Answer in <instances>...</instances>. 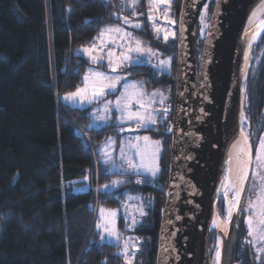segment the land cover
Listing matches in <instances>:
<instances>
[{"label": "trees", "instance_id": "obj_1", "mask_svg": "<svg viewBox=\"0 0 264 264\" xmlns=\"http://www.w3.org/2000/svg\"><path fill=\"white\" fill-rule=\"evenodd\" d=\"M216 0H209L212 12ZM183 0H172L171 18L178 20ZM137 11H147L141 0ZM131 16L119 0H0V264H124L119 247L101 241L98 208H117L125 194L149 193L152 208L137 226L141 249L135 264H156L162 210L166 201L172 136L164 127L144 131L163 142L161 173L156 186L147 181L127 183L114 193L98 191L105 175L95 149L117 125L89 127L87 109L64 104L60 95L81 86L90 66L74 49L87 45L116 16ZM145 21L146 17H140ZM210 20V19H209ZM208 20V21H209ZM138 30L162 57H172V74L134 66L129 79H143L150 90L168 92L172 123L176 92L177 39H154L150 26ZM178 36V31H177ZM197 53L204 38L197 26ZM264 33L251 53L246 79L244 113L252 128L263 131ZM60 99V101H59ZM251 133V132H250ZM118 134V132H117ZM124 134V133H121ZM253 155L255 151L252 146ZM87 176L89 179L84 180ZM84 185L85 191L74 192ZM224 215V204L217 202ZM238 245L248 237L244 217ZM217 244L210 236V249ZM245 245V243H244ZM210 251V259L214 258ZM249 264L245 259L240 264Z\"/></svg>", "mask_w": 264, "mask_h": 264}, {"label": "snow or ice", "instance_id": "obj_2", "mask_svg": "<svg viewBox=\"0 0 264 264\" xmlns=\"http://www.w3.org/2000/svg\"><path fill=\"white\" fill-rule=\"evenodd\" d=\"M109 6V0H102ZM199 0H191L195 5ZM141 0H121V9L129 10L131 16L117 14L119 23L105 25L97 35L78 52L87 56L90 64L88 70L81 78V85L77 86L73 92L65 94L63 99L74 102L81 107L95 105V109L89 113L93 121L102 122L101 124L90 125L89 127L111 126L112 113L116 115L117 132H136L159 131L164 127L166 134L173 133L174 127L182 136L190 138V142L199 146L203 136L194 132H184L178 126H174L169 121L171 114V104L169 96H165L164 91L154 89L148 92L143 80H131V71L128 69L134 66L147 65L155 72L160 74H171L172 57L161 58V53L147 45L142 39L134 35V30H143L150 26L154 39L163 40L165 44L171 39H177V31L180 33V47H184L186 39L185 32L186 13H181L180 26L175 28L176 21L171 18L172 0H146L147 11H137ZM220 0H216L217 13L219 12ZM208 8L205 3L203 11L200 13V33L212 37L215 24L208 23ZM264 3L255 9L249 17V27L255 25L254 30L249 34L246 29L244 33L246 52L244 55L245 67L248 66L249 56L254 45L261 42V34L264 33ZM140 17H146L147 25L141 22ZM210 42V41H209ZM264 55V53H261ZM204 59V57H202ZM155 61V62H153ZM209 63L208 59L204 60ZM100 66V67H96ZM101 68H107L103 71ZM204 83L201 87L207 88V74H203ZM170 92L171 90H166ZM110 95H115V99H108ZM183 95V93H179ZM208 100L207 95L203 96ZM178 112H185L183 108H178ZM201 115L197 120H202L207 113L201 107ZM191 123V121H189ZM239 135L234 138L231 149L227 153L223 167V177L220 187L216 190L217 201H223L224 215L216 213L212 220L213 228L224 226L227 232V225L231 224L233 213L237 215L246 214L247 235L250 237L246 242L254 248L256 260L259 261L264 255V136L260 137L256 143L255 154L253 155L251 136L247 129L249 122L243 110L240 114ZM116 140L107 137L100 148V156L105 165V175L135 176L136 184L145 183V178L149 183H154L160 174V153L163 149L161 140H153L151 136L139 135L130 136L121 141L118 158L113 153L116 151ZM190 154L184 156L185 160H192ZM251 172V180L249 173ZM89 178L84 177L87 181ZM127 179H114L110 183L104 184L98 191L107 194L110 189L119 188L121 185L130 183ZM186 188L191 195H198V189L190 181L185 182ZM250 184V190L255 192V199L251 196L246 197L245 205L241 207V198L245 193V184ZM178 187V185H173ZM170 197L178 198L179 193H168ZM230 197V198H229ZM131 201H135L134 212H128ZM191 203V201H188ZM125 209L126 226L130 229L140 223L141 219L148 213L145 209L144 200L140 196H127L126 201L121 202ZM197 207H199L197 205ZM119 208H106L101 205L98 208V222L96 227L100 230V239L103 241L105 236L109 241H114L120 248L118 255L123 259L124 264H134L136 254L139 251L138 237H124L117 226ZM176 220L181 217L177 215ZM171 223V221H169ZM172 236L175 233L171 234ZM223 240L217 237V244L210 251H214V264H220L222 255ZM164 253L174 252V247L167 241L161 245Z\"/></svg>", "mask_w": 264, "mask_h": 264}, {"label": "water", "instance_id": "obj_3", "mask_svg": "<svg viewBox=\"0 0 264 264\" xmlns=\"http://www.w3.org/2000/svg\"><path fill=\"white\" fill-rule=\"evenodd\" d=\"M208 1L199 0L195 5L191 3V0L182 2L181 13H186L187 31L184 34L186 39L183 48L180 47L179 31L177 36L176 92L172 124L183 129L185 133L191 131L204 138L197 146L190 142L189 137L177 132L175 127L171 133L169 177L160 223L156 264H204L206 259H209L211 263L210 236L213 231L208 232V225L216 204L215 191L219 178L224 137L229 128L224 117L225 104L228 93L237 80V72L234 68L237 39L253 0H220L218 13L215 1L209 20L210 25L215 24L214 34L211 38L206 34L202 49L197 53L196 37L199 16ZM205 59L210 62L205 64ZM205 72L207 88L201 87L204 83L203 74ZM242 92L241 84H237L233 89L230 114L234 116L238 111ZM204 95H207L208 100L203 99ZM201 107L207 115L202 120H197L196 117L201 115L199 112ZM178 108L186 111L178 112ZM261 116L264 121V106ZM187 154L194 158L185 160L184 156ZM249 177H251V172ZM187 181L196 186L198 195L189 193L185 183ZM173 185H178V187ZM248 188L249 183H246L245 193L241 198V207L245 205ZM170 192H178V198L170 197L168 195ZM177 215L181 217L180 220L175 219ZM243 215L244 213L237 215L236 221L230 225L229 240L224 243L223 264H233ZM172 233L175 235L172 236ZM165 241L174 247V252L167 254L162 251L161 245Z\"/></svg>", "mask_w": 264, "mask_h": 264}, {"label": "rangeland", "instance_id": "obj_4", "mask_svg": "<svg viewBox=\"0 0 264 264\" xmlns=\"http://www.w3.org/2000/svg\"><path fill=\"white\" fill-rule=\"evenodd\" d=\"M120 1V4H121V0H119ZM172 5V4H171ZM207 8H208V20L210 19V17H211V15H212V12H210L209 11V2L207 3ZM126 10V9H125ZM129 11V10H128ZM202 11H203V9H202ZM201 11V12H202ZM120 15H124V16H129V15H126L125 13H123V14H120ZM130 17V16H129ZM141 22L142 23H144L145 24V21L144 20H142L141 19ZM198 23H199V33H200V27H201V24H200V19H199V21H198ZM208 23H209V21H208ZM117 24V23H116ZM114 25V24H113ZM103 28V27H102ZM151 29V28H150ZM145 29H143V31H144ZM140 31V30H139ZM138 30H134V35H136L137 37H139L140 39H142L144 42H148V40H146V37L144 36V35H142L140 32H139ZM151 32H152V30H151ZM205 36H206V34L205 35H201V33H200V37L201 38H205ZM255 46V45H254ZM254 46H253V48H254ZM82 47H78V48H75L74 49V54L76 55V56H81V57H83L84 59H86L87 60V56L86 55H84L82 52H78V50H80ZM154 49V48H153ZM253 50V49H252ZM251 53H252V51H251ZM163 58H165V57H162V59ZM250 60H251V57H250ZM87 62H88V60H87ZM153 62H155V61H153ZM96 67H100V66H96ZM89 68V67H88ZM88 68H87V70H88ZM86 70V71H87ZM101 70H103V71H108V69L107 68H101ZM155 72V71H154ZM85 74V73H84ZM171 74H172V69H171ZM131 80H133V79H131ZM137 80H143V79H137ZM144 82H145V80H143ZM82 86V85H81ZM145 87L147 88V85H146V83H145ZM162 89V88H161ZM76 90V89H75ZM75 90H73V91H75ZM147 90L149 91L150 89H148L147 88ZM73 91H70V92H73ZM165 92V94L167 95V96H169L168 95V92L165 90L164 91ZM66 93H68V92H66ZM66 93H63V94H61L60 95V99H61V101L64 103V104H66L67 106H70V107H72V108H78V109H87L88 110V113H90L91 111H93L94 109H95V105H92V106H88V105H85V106H83V107H81L79 104H77V103H74V102H68V101H65L64 99H63V97L65 96V94ZM243 98H244V102H245V100H246V82H245V84L243 85ZM60 99H59V101H60ZM108 99H112V100H114L115 99V95H110L109 97H108ZM60 101V102H61ZM170 103V102H169ZM244 105H245V103H243V113H244ZM116 115H117V113H115V112H113L112 113V120H111V125H116ZM244 115H245V113H244ZM246 116V115H245ZM248 119V118H247ZM248 122H249V119H248ZM95 124H101L102 125V122H98V121H93V119L91 118V122H90V124H89V126L90 125H95ZM101 127H104V126H101ZM101 127H99V128H101ZM107 127V126H106ZM91 128H94V129H98L97 127H95V126H93V127H91ZM249 132H251V124H250V122H249V127H248V129H247ZM253 135L251 136V141H252V146L254 145V147H255V149H256V143H257V141H258V139L260 138V137H262V136H264V127H263V131L261 132V133H259V128L258 127H256V128H254V130L251 132ZM136 134H139V135H148V133L147 132H139V133H136V132H124V134H121V133H118L117 134V131L115 132V130L113 129V130H111V134L108 136V137H113L115 140H116V145L114 146L115 147V149H116V151L113 153L115 156H117V158H118V153H119V148L121 147V141H123V140H125L126 138H128V137H130V136H134V135H136ZM153 140H161V139H159V138H152ZM105 140H106V138H105ZM105 140L102 142V143H100V144H98V146L96 147V149H95V153H96V157H97V161L100 163V165H101V168L105 171V165L103 164V161H102V159H101V156H100V154H99V152H100V148H101V146L104 144V142H105ZM162 141V140H161ZM162 154H163V149H162V151H161V153H160V160H159V165H160V162H161V158H162ZM254 154H255V151H254ZM160 173H161V168H160ZM159 177H160V174H159ZM114 179H127V180H130V181H132V182H134L135 183V180L137 179V177H135V176H129V177H126V176H121V175H111L105 182H103V183H101L100 185H99V188H101V186L102 185H104V184H108V183H110L111 182V180H114ZM157 180V179H156ZM250 180H251V177H250ZM127 184V183H126ZM126 184H123V185H121L119 188H115V189H110L109 190V192L108 193H114V192H116V191H119V190H121ZM136 184V183H135ZM136 185H140V184H136ZM87 189V187L86 186H84V185H78V186H75L74 187V192H82V191H85ZM103 193V192H102ZM128 195H130V196H133V197H135V196H140V197H142L143 198V200H144V204H145V209H146V211H147V213H148V209L149 208H152V203H153V200H152V197L149 195V193H141V194H125V197H124V199L122 200V201H126V199H127V196ZM249 196H251L253 199H255V192L253 191V190H250V184H249V188H248V194H247V197H249ZM230 198V197H229ZM217 199H216V207H217ZM130 203V207L128 208V212H134V207H135V201H131V202H129ZM105 207V206H104ZM107 208V207H106ZM117 208H119L120 209V212H119V215H118V218H117V226H118V229L120 230V232L123 234V236L124 237H128V236H131V237H138L139 238V241H138V246H139V250L141 249V245H140V243H141V235L140 234H138V233H135L134 231H135V229H136V227L137 226H141L142 224H143V222H142V220H143V218L141 219L139 216H137V219H139L140 220V223L135 227V229L133 230V229H130V228H128L127 226H126V218H125V209H124V207L122 206V204L121 205H119V207H117ZM243 217H244V222L246 221V214H244L243 215ZM98 219H99V216H98ZM243 219V218H242ZM98 222V221H97ZM245 225H246V222H245ZM228 226V225H227ZM238 227V226H237ZM239 228H240V226H239ZM98 229V228H97ZM230 229V228H229ZM246 229H247V225H246ZM99 230V229H98ZM100 231V230H99ZM101 233V232H100ZM227 234V233H226ZM250 238V237H249ZM104 241H106V242H109V243H112V244H115V242L114 241H109L108 240V238L105 236V239H104ZM254 249V248H253ZM120 252V248H119V250H118V253ZM254 252H255V250H254ZM256 253V252H255ZM137 254H138V252H137ZM136 254V255H137ZM135 262V261H134ZM135 264V263H134ZM210 264H214V261L213 260H211V263Z\"/></svg>", "mask_w": 264, "mask_h": 264}, {"label": "bare ground", "instance_id": "obj_5", "mask_svg": "<svg viewBox=\"0 0 264 264\" xmlns=\"http://www.w3.org/2000/svg\"><path fill=\"white\" fill-rule=\"evenodd\" d=\"M262 3H264V0H253L250 8L248 10L247 16L245 18L244 24L241 28V31L239 33L238 39H237V50H236V55H235V60H234V68L236 69V74H237V80L234 82L233 87L230 89L226 104H225V122L227 124L228 130L227 133L225 134L224 137V143H223V151H222V158H221V164H220V169H219V178L216 186V190L220 187V181L223 177V167H224V161L226 159L227 153L231 149V144L234 142V138L238 137L239 135V127H240V114L241 110H243V103H244V98H243V92L240 95V103H239V108L236 113V115L230 114L232 104H233V89L237 84H241V87L243 88V85L246 82L247 74L250 68V57L251 53L249 56V63L248 66L245 67V61H244V55L246 52V43H245V37L244 33L245 30L247 29L249 31V34L251 35V32L254 30L255 25L252 27H249V17L251 13L257 9ZM264 19V16L261 17ZM263 34V33H262ZM261 34V36H262ZM246 185V184H245ZM215 194L217 195L216 191ZM217 207L216 204L213 208V212L209 221L208 225V232L215 231L217 232V237L223 240V247H222V255H221V261L220 264H223L224 262V243L229 240V228L231 224H228L227 226V232L224 230V226L220 228H213L212 226V220L215 218L216 213H217ZM237 214L234 212L233 217H232V222L236 221ZM231 222V223H232ZM227 233V234H226ZM204 264H210L209 259H206Z\"/></svg>", "mask_w": 264, "mask_h": 264}, {"label": "flooded vegetation", "instance_id": "obj_6", "mask_svg": "<svg viewBox=\"0 0 264 264\" xmlns=\"http://www.w3.org/2000/svg\"><path fill=\"white\" fill-rule=\"evenodd\" d=\"M264 123V121H263ZM254 130V127L252 128L251 126V132ZM239 232H238V238H237V245L234 253V258H233V264H240L242 261L245 259L248 260L249 264H264V255L261 256V259L259 261L256 260V253L254 252V249L252 245L248 244L246 241L250 239L247 237L244 240V243L241 245H238L240 243L239 241ZM246 264V263H244Z\"/></svg>", "mask_w": 264, "mask_h": 264}, {"label": "crops", "instance_id": "obj_7", "mask_svg": "<svg viewBox=\"0 0 264 264\" xmlns=\"http://www.w3.org/2000/svg\"><path fill=\"white\" fill-rule=\"evenodd\" d=\"M158 89H160V90H164V89H161V88H158ZM154 90V89H153ZM153 90H149L148 92H152ZM164 94H165V92H164ZM165 96H167L166 94H165ZM141 132H143V131H141Z\"/></svg>", "mask_w": 264, "mask_h": 264}, {"label": "built area", "instance_id": "obj_8", "mask_svg": "<svg viewBox=\"0 0 264 264\" xmlns=\"http://www.w3.org/2000/svg\"><path fill=\"white\" fill-rule=\"evenodd\" d=\"M156 184H157V181H155L154 183H152L153 186H156Z\"/></svg>", "mask_w": 264, "mask_h": 264}]
</instances>
